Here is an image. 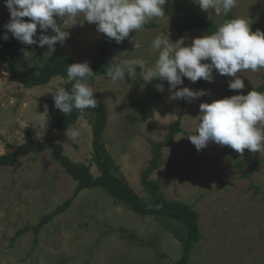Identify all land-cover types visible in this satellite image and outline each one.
<instances>
[{
    "label": "rangeland",
    "instance_id": "rangeland-1",
    "mask_svg": "<svg viewBox=\"0 0 264 264\" xmlns=\"http://www.w3.org/2000/svg\"><path fill=\"white\" fill-rule=\"evenodd\" d=\"M189 2L202 17L213 18L219 25L224 23L223 12L217 15L213 9L201 10L193 0ZM231 11L235 18H249L264 31V0H237ZM164 13L165 17L153 18L113 46L110 63L137 59L151 66L157 58L151 44L158 35H167L172 42L183 38L185 46L204 36L198 30L178 35L185 16L176 8L175 0H167ZM8 14L4 0H0V16L4 18ZM56 19L58 24L63 23L62 18ZM69 26L66 29L69 38L63 44L58 42L55 51L67 50L77 63L87 61L90 65L100 44L96 25L85 21L83 26L79 23L71 26V22ZM40 34L38 27L37 36ZM44 34L54 35L51 29ZM17 42L18 67L29 73L38 72L49 57L45 54L47 46L40 48ZM143 71L138 70L134 79L125 75V81L113 83L106 75H97L88 82L97 101L109 110L102 140L120 167L122 177L138 194L146 195L141 173L153 156L150 140L165 137L183 106V131L164 148V161L151 176L162 182L161 192L166 198L191 203L199 213L203 237L192 247L190 261L192 264H261L264 261V149L238 153L229 146L209 142L197 151L188 136L198 128L201 103L244 95L249 88L262 83L264 68L237 73L245 84L241 90H229V81L234 77L219 75L215 70L211 83L204 79L193 83L183 78V84L176 90L188 87L207 93L191 102L173 98L175 90L169 91L166 81L154 79L146 83L140 75ZM59 81L63 83L62 76H55L49 84L28 88L0 69V154L29 139L35 142L52 139L62 143L72 160L90 162L93 132L92 125L85 120L87 117L81 116L77 121L79 135L67 137L66 131L55 129L48 116V105L39 100L50 97ZM157 84L164 86L163 92L157 91ZM88 115H95L94 111H88ZM45 118L48 123L44 134L37 139ZM21 161L20 165L0 166V264H174L181 257L182 244L172 233V228L179 224L177 221L139 215L125 204L115 202L100 187L83 189L65 212L45 225L37 243L33 230L13 239L17 231L36 225L44 214L55 210L73 194L77 185L51 157L49 149L39 155L32 153ZM239 162L250 178L245 177ZM91 170L94 175L100 174L96 165Z\"/></svg>",
    "mask_w": 264,
    "mask_h": 264
},
{
    "label": "clouds",
    "instance_id": "clouds-1",
    "mask_svg": "<svg viewBox=\"0 0 264 264\" xmlns=\"http://www.w3.org/2000/svg\"><path fill=\"white\" fill-rule=\"evenodd\" d=\"M166 3L167 0H4L10 19L3 26L6 31L2 38L8 40V33H11L25 45L47 46L45 54L48 57L55 52L58 42L63 44L69 38L70 33L66 29L70 22L71 26L77 23L83 26L86 21L94 23L99 33L119 44L131 31L137 32L153 18L165 17ZM193 3L198 4L201 10L213 9L219 15L231 12L237 0H193ZM25 17L29 20H24ZM56 18H62L63 23L58 24ZM251 24L249 18L228 19L212 34L195 38L188 46H185L183 38L172 42L167 35H158L151 44L157 53L151 66H146L144 60L123 59L116 64L110 63L105 75L113 83L125 81L126 73L134 79L139 66L144 70L140 75L146 83L154 79L166 81L168 90H175L173 98L188 102L207 93L188 87L176 90L183 84V78L193 83L199 79L211 83L214 70L219 75L234 77L229 81V90H241L245 84L237 73L249 69L257 72L264 68V32L252 31ZM38 27L41 30L39 36ZM49 29L54 35L44 34ZM93 75L87 61L68 65L65 83H71L72 87L70 90L60 87L54 92V107L65 116L74 109L84 113L85 109L97 108L98 101L88 83ZM156 89L163 92L164 86L157 84ZM199 108L198 128L195 134L188 136L197 151L203 150L209 142L229 146L238 153L245 149L250 152L264 149V92L251 90L246 95L237 94L201 103ZM47 123L45 118L37 139L43 136ZM66 135L76 138L79 131L68 129Z\"/></svg>",
    "mask_w": 264,
    "mask_h": 264
},
{
    "label": "trees",
    "instance_id": "trees-1",
    "mask_svg": "<svg viewBox=\"0 0 264 264\" xmlns=\"http://www.w3.org/2000/svg\"><path fill=\"white\" fill-rule=\"evenodd\" d=\"M175 4L176 8L185 16L182 25L179 27L178 35L181 36L186 31L191 30H198L203 35H210L219 26L213 18L202 17L189 0H175ZM231 18H235L232 11L226 14L224 22ZM9 19L10 14L4 18L0 16V63H4V71L9 74L13 81L20 82L28 88L48 84L55 76H62L64 83L61 87L70 90L72 84L65 83L67 80V67L77 62L72 58L69 51L56 50L36 73H29L20 69L17 65V57L20 50L19 43L11 36V33H8V40L2 38L6 31L3 26ZM147 26L150 25L147 24ZM251 29L252 31L260 30L264 32L253 21ZM99 34L100 44L90 65L94 75L89 78L88 82L93 81L97 75H105V69L110 66V49L118 45L105 34ZM138 70L142 69L137 66ZM251 90L264 92V76L260 85L249 88L244 95ZM54 92L50 97H39V100L41 103L48 105V116L52 119L55 129L61 132H65L68 129H76L78 119L81 116H86L92 125V158L88 163L74 161L65 153L62 143L52 139H44L38 142L29 139L17 145L11 151L0 154V166H11L14 164L20 165L22 158L25 156L32 153L39 155L49 149L51 157L77 182L76 188L70 197L57 205L52 212L44 214L36 225H27L17 231L13 239L26 231L33 230L35 233L34 241L37 243L39 233L45 225L51 222L55 216L65 212L83 189L100 187L106 190L115 202L125 204L131 211L139 215H150L155 218L165 217L177 221L179 224L172 228V233L182 244V254L174 264H192L190 261L191 249L203 237L200 229L199 213L191 203L166 198L161 192L162 182L151 176L154 171L160 168L164 161V148L170 146L174 142L176 135L183 131L181 127L183 106L180 116L172 123L165 137L162 140H150L153 156L149 165L141 173V184L146 191V195L142 196L131 187L129 181L122 177L120 167L114 157L107 151L106 145L102 140L109 120L107 107L103 103L98 102V106L95 109H85L84 113L74 109L70 115L65 116L54 107ZM98 95L103 97L101 93H98ZM88 111H94L95 115L89 116ZM8 147H11V144H8ZM92 165L97 166L100 172L99 175L93 174ZM238 166L243 170L245 177H251L250 173L243 169L240 162ZM261 264H264V261Z\"/></svg>",
    "mask_w": 264,
    "mask_h": 264
},
{
    "label": "crops",
    "instance_id": "crops-1",
    "mask_svg": "<svg viewBox=\"0 0 264 264\" xmlns=\"http://www.w3.org/2000/svg\"><path fill=\"white\" fill-rule=\"evenodd\" d=\"M49 57H50V56H49ZM49 57H48V58H49ZM48 58H47V59H48ZM47 59H46V60H47ZM46 60H45V61H46ZM93 60H94V58H93ZM45 61H44V62H45ZM44 62H43V63H44ZM92 62H93V61H92ZM92 62L90 63V65L92 64ZM1 68H2V73H4V74L7 73V72L4 71V63H0V69H1ZM63 79H64V78H63ZM50 82H51V81H50ZM50 82H49V83H50ZM49 83H48V84H49ZM63 83H64V81H63ZM63 83L59 81L58 84H57V86H54V90H55L56 88H60L61 85H62ZM29 88H30V87H29ZM84 117L86 118V116H84ZM85 120H86V121H89L88 118L85 119ZM53 129H54V128H53ZM76 129H77V125H76ZM54 130H55V129H54ZM54 132H55V131H54ZM87 163H88V162H87Z\"/></svg>",
    "mask_w": 264,
    "mask_h": 264
}]
</instances>
